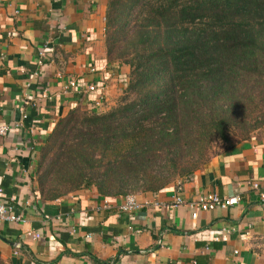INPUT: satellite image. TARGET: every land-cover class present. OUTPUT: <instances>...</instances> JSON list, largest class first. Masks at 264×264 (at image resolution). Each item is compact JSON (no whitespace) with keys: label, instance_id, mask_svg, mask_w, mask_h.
Wrapping results in <instances>:
<instances>
[{"label":"crops","instance_id":"0c3cea01","mask_svg":"<svg viewBox=\"0 0 264 264\" xmlns=\"http://www.w3.org/2000/svg\"><path fill=\"white\" fill-rule=\"evenodd\" d=\"M108 0H0V202L14 198L24 222L0 221L4 264H264V127L215 155L189 177L139 200L169 204L205 193L238 195L237 204L192 217L187 204L119 209L122 196L95 187L45 199L36 169L58 119L74 108L114 104L128 68L109 60L104 41ZM16 30V36H9ZM41 53L43 55L41 56ZM41 59V63L38 61ZM70 79L75 88H65ZM35 232L33 237L27 232Z\"/></svg>","mask_w":264,"mask_h":264},{"label":"trees","instance_id":"16d2710c","mask_svg":"<svg viewBox=\"0 0 264 264\" xmlns=\"http://www.w3.org/2000/svg\"><path fill=\"white\" fill-rule=\"evenodd\" d=\"M104 41L129 67L123 95L58 119L36 169L45 199L60 185L158 192L220 154L253 99L262 115L241 123L240 139L264 127V0H108Z\"/></svg>","mask_w":264,"mask_h":264},{"label":"built area","instance_id":"2783aa9c","mask_svg":"<svg viewBox=\"0 0 264 264\" xmlns=\"http://www.w3.org/2000/svg\"><path fill=\"white\" fill-rule=\"evenodd\" d=\"M18 33L16 30H11L8 35L16 36ZM43 53H41V56ZM4 59V55L0 53V62ZM41 63V59L38 61ZM76 81L74 79H70L67 84L64 86L65 88H75ZM86 90L89 92H95L99 94V97L96 100V106H99L104 93V85L98 84H89L86 87ZM9 125L0 124V137L4 136L9 130ZM250 187L258 191L259 199L261 203L264 204V184L260 185L257 182L251 183ZM2 192V189H0ZM240 201V197L238 195L233 196H220L216 193H205L199 195L196 199L185 202L183 198L179 195L174 196L172 201L169 204H163L158 201H148V200H139L135 194H126L122 196V200L119 204V209L123 212L132 213L136 210L142 209L149 205L153 206H164L169 208H174L180 204H187L188 207L192 210L191 216L196 217L198 211H207L211 209H215L217 207L225 208L234 204H237ZM0 221L5 222H24V216L20 213H17L15 210L14 198L8 197L0 202ZM28 235L31 234L33 237H39L38 233L35 232H27Z\"/></svg>","mask_w":264,"mask_h":264},{"label":"rangeland","instance_id":"374dc122","mask_svg":"<svg viewBox=\"0 0 264 264\" xmlns=\"http://www.w3.org/2000/svg\"><path fill=\"white\" fill-rule=\"evenodd\" d=\"M127 66V65H126ZM127 68H128V72H129V67L127 66ZM128 72H127V74H128ZM124 89V88H123ZM123 89H122V91H120V93H119V95H118V97H117V101L114 103V104H110V103H100L101 104V107H100V109H102V111H107V110H109L111 107H113V106H115L117 103H118V100L120 99V97L123 95ZM247 107V110H246V114L248 115V121H246L243 117H241V119L239 120V121H237V125H234V126H232V129L229 131V136H230V140L228 141V142H218V143H216L215 144V149H218L217 151L221 154L223 151H224V149L226 148V147H229V149L230 148H232V146H234L237 142H239V141H241V140H243V139H240V133H238V132H241V128L243 127V126H245V125H242L241 123H243V122H246L247 124H246V127L247 128H249V127H251V123H253V121L252 120H254V118L256 117V116H258V115H262L261 114V112H262V110H261V106L259 105V103L257 102V100H255V99H253L252 100V103L251 104H249L248 106H246ZM240 118V117H239ZM263 128V127H262ZM262 128H257V129H255V130H253L250 134H249V137H248V139L251 137V136H253V135H255V134H258V132L262 129ZM219 155V154H218ZM47 160V159H46ZM48 161H44L42 164H40V163H38L37 164V175L39 176L42 172H43V170H44V168H45V164L47 163ZM36 181H37V188H39V186H38V178H37V176H36ZM44 189H47V187L45 186V188ZM56 190L59 192V193H57L58 194V196L57 197H61V196H64V195H66V194H68V193H70V192H72V191H74V190H72L70 187H68L67 185H60V186H58L57 188H56ZM45 194H46V196H48L49 195V193H47V192H44ZM56 194V195H57ZM131 194H135L136 195V193H131ZM43 196H44V194H43ZM121 196H123V195H121ZM45 197V196H44Z\"/></svg>","mask_w":264,"mask_h":264},{"label":"clouds","instance_id":"9594fccd","mask_svg":"<svg viewBox=\"0 0 264 264\" xmlns=\"http://www.w3.org/2000/svg\"><path fill=\"white\" fill-rule=\"evenodd\" d=\"M221 143H222V141H221Z\"/></svg>","mask_w":264,"mask_h":264}]
</instances>
